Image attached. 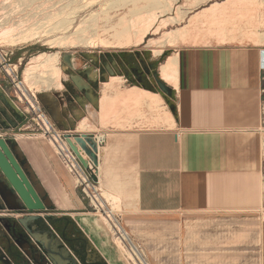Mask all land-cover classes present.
Instances as JSON below:
<instances>
[{
  "label": "rangeland",
  "instance_id": "obj_1",
  "mask_svg": "<svg viewBox=\"0 0 264 264\" xmlns=\"http://www.w3.org/2000/svg\"><path fill=\"white\" fill-rule=\"evenodd\" d=\"M215 1L223 0H177L170 11H164L165 8L158 7L154 0H0V26L10 18H15L12 20L14 22L28 21L23 24L25 29H29L25 31L26 34L23 33L24 39L21 37L22 41L17 45L12 46L11 42L0 36V50L9 52L15 62H19L21 58L22 72H25L33 56L44 51L59 52L61 67L67 53L90 56L106 54L136 59L140 67L150 60L157 63L159 71L167 56L180 51L184 55L185 66L181 90H177L183 102L186 103L187 95L182 88L188 82L210 85L208 91L200 90L190 99L215 102L219 107V127L203 128L205 133L199 134L177 133L182 145V155L180 149H174L173 159L178 168L182 163L184 200H173L175 208L172 210L137 211L140 214L132 219L126 213L132 209L126 210L124 205L135 200H120L108 196L109 199L112 198L109 200L106 193V199L118 211V219L135 244L145 253L149 264H264V18L257 28L242 22L223 42H217L218 39L211 35L205 36L206 43L189 42L181 47L171 46L165 41L164 55L154 52L161 44H149L150 39H158L169 29L190 27V18ZM258 1L259 13L264 17V0ZM179 4L183 10V18L155 31L162 19L176 15L177 9L174 8H178ZM30 9L34 11L31 10L33 15ZM45 10L49 12L46 13ZM153 14H156V20L154 19L145 41L137 44L134 42L136 31L142 27L146 17ZM24 19L28 20L23 21ZM203 19L200 17L197 21V29L202 30L200 35L206 29V25L201 23ZM35 20H39L38 23ZM231 25L223 23V27L227 29ZM127 31H132L128 32L131 34L130 41ZM134 31L136 34L132 37ZM253 31L257 34L254 38ZM29 32L34 34L26 38ZM248 34H252L250 39L247 38ZM252 38L254 41L256 38L260 44L252 41ZM212 70L215 72L211 73ZM68 73L64 71L63 75ZM117 75L120 76L118 72ZM121 79L117 81L115 88H107L109 77L103 85L104 93H112L123 85H133L126 77ZM36 80L38 82L32 83L30 88L37 90L42 101L46 93L52 94L58 89L55 86L46 87L47 84L39 77ZM152 80L154 79L144 77L142 83L145 85L134 83L155 87ZM145 104L151 107V113L158 112V122L165 118L167 122H171L165 117V109L160 111V107H164V101L156 105L142 102L137 107L133 103L134 108L129 106L124 110L121 107L117 116L103 118L114 120L120 126L140 118L138 127H153V124H149L148 112L142 109ZM172 106V122H175V126H169L175 129V117L179 118L180 113L179 95L173 97ZM26 118L30 119L26 104L18 100L14 89L0 75V133L18 124V120ZM213 129L214 134H209ZM44 140L58 158L54 145ZM59 161L61 162L60 159ZM62 166L66 169L63 164ZM66 171L72 177L67 169ZM90 210L94 211L91 207ZM97 216L101 222L104 220L106 225H103L118 250L121 263L136 264L129 250L125 252L119 249L115 242L116 235L110 230L107 220L100 213ZM21 218L6 206L0 208V264H58L50 255L51 248H56L69 259L67 248L53 244L52 241H49L48 246L43 241L44 236H47L44 232L50 229V223L59 221L66 228L67 219L60 220L61 217L53 216L48 222L35 217L27 219L28 221ZM128 257L131 258L127 259Z\"/></svg>",
  "mask_w": 264,
  "mask_h": 264
},
{
  "label": "crops",
  "instance_id": "obj_2",
  "mask_svg": "<svg viewBox=\"0 0 264 264\" xmlns=\"http://www.w3.org/2000/svg\"><path fill=\"white\" fill-rule=\"evenodd\" d=\"M164 54L166 50H163L161 55ZM72 60L69 62L72 69L63 76L65 88H58L52 94H46L44 101L53 117L55 119L58 117L61 131L94 135L99 145L100 162L97 170L102 191L105 190L111 197L120 200H135L124 205L126 210L132 209L126 211L128 217L131 216L132 219L140 214L137 211L155 212L175 208L173 200H184L182 163L178 168L174 165L173 159L174 149H180L182 155L178 131L186 135L199 134L205 133L203 128L219 127V107L215 102L205 103L200 101V98L190 99L200 90L208 91L210 85L188 82L182 88L187 95V101L184 103L178 90L163 80L158 67L157 86L123 85L120 90L139 87L155 96L159 95L160 103L164 101V107L161 106L160 111L165 109V117L167 116L171 122H167L166 118L158 122V112L154 110V114L151 113V107L145 104L142 109L148 112L149 124H153V127H138L140 118L120 126L114 120H106L105 116L103 118L102 98L105 94L103 86L105 82L102 81L101 70L85 72V67L78 70L80 64L73 62L72 65ZM214 72L212 70L211 73ZM260 72L259 67V79ZM65 79L69 80L70 84L66 85ZM158 80L165 85L166 90L161 88ZM112 94L114 95V92ZM177 95L180 97V113L179 118L175 117V120L179 130L171 128L170 125L174 117L173 97ZM130 104L122 108L124 110L129 106L134 108L133 103ZM150 104L156 105L151 101ZM111 115L115 116L112 113ZM86 120L91 123L89 124L93 126V130L80 127ZM33 129L31 119L26 118L18 120V124L0 133V138H5L11 146L46 204V209L29 214V218L45 219L48 222L53 216L61 217L60 220L67 219L66 228L57 221L50 223V229H46L44 233H47L49 241L53 244L67 248L69 264H122L118 250L103 225L104 220L101 222L97 212L90 210L88 200L73 184L70 175L51 151L48 142L33 133ZM214 132L215 129L210 130L209 134ZM1 176L0 173V178ZM1 183L8 193L2 194V200H7L14 191H11L5 180H1ZM16 200L20 199L17 197Z\"/></svg>",
  "mask_w": 264,
  "mask_h": 264
},
{
  "label": "bare ground",
  "instance_id": "obj_3",
  "mask_svg": "<svg viewBox=\"0 0 264 264\" xmlns=\"http://www.w3.org/2000/svg\"><path fill=\"white\" fill-rule=\"evenodd\" d=\"M176 1L177 0H154V2L156 3V5H158V7L165 8L164 11H166V10L170 11L171 7L173 6V4ZM258 3H259L258 0L215 1V2L211 3V5L209 4V6L202 8L199 12L195 13L190 18V20L188 21L189 24L191 25L190 27H188V28L176 27L175 29H169L165 32L163 31L164 33L162 36H160L158 39H150L149 44H159V45L161 44L159 47L154 49L155 54L161 55L163 50H164V47H165L163 45L165 41H168L171 46L174 45L177 47H180L183 44L185 45V43H189V42H192V44L193 43H200V42L204 43V41H205L204 38L206 35H211V36L216 37L218 39L217 42L218 41H220V42L226 41L229 38V34L232 31L237 30L239 24H241L242 22H246L252 26H256L255 28H257V26L262 23V20L264 17H262L263 15L261 16V13H259L260 7L258 8ZM32 9H30V11ZM174 9H177V11L175 10L176 15L166 16V18L162 19L161 22L159 21L160 23H159V25H157L158 27L155 29V31L156 30L158 31L161 27L167 26V25L171 24L172 22L174 23L175 21H179L183 18V15H182L183 10L181 8V5L179 4L178 8H174ZM43 10H40V11H43ZM33 12L31 13L32 15H33ZM47 12H49V11H46V13ZM53 12L54 11H52V13ZM52 13H48V14L52 15ZM43 14H45V12H43ZM23 15H25V14H23ZM23 17H25V16H23ZM200 17L204 18L201 21V23L206 25V29L203 28V31L205 29V31H204L205 33L203 32L204 34L202 33V35H200L202 30L200 31L199 29H197L198 28L197 21H199ZM7 18H8V15H7ZM31 18L33 19V17H31ZM31 18L29 19L30 21H31ZM42 18H44V17L42 16ZM155 18H156V14H155V16L153 14V15H149L148 17H146V19L144 18L145 20L143 21L144 24L141 25L142 27L138 31H136L137 29L135 30L137 32V37L135 38L134 42H136L137 44H141L145 41V38L148 35V31H149L150 27L152 26V24H154ZM13 19H15V18H12V20ZM12 20L10 18L8 21H6V23L4 22L5 24H3V25L1 24L0 36L3 39L5 38L9 42H11L12 46H15L20 41H22V38L24 36L23 33H25V31L27 29H29V27H27L26 29L24 27L25 26L24 24L27 23L28 21L25 23L23 22L24 23L23 24L21 19H20L21 20L20 22L19 21L14 22L15 20L14 21H12ZM25 20H28V19H24L23 21H25ZM35 21H34V23H35ZM38 21H36V22L38 23ZM130 21H132V20H130ZM223 23H231L232 24L231 28L227 29V27H223ZM249 28H251V27H249ZM135 31H134V34H132V37H133V35L135 37V34H136ZM128 32H130V31H127L126 33H128ZM130 33H128L129 37L126 36L127 38H129V41H130V35H131ZM32 34H34V33L31 32V34H30V32H29V35H27L26 38H28ZM253 34H255V35L252 36V34H248L249 36H247V38H249L250 36H252L254 38V36L257 35L256 33H254V31H253ZM259 34H261V33H259ZM262 38L263 37H261V39ZM207 41H209V40H207ZM252 41H254V39ZM255 41L257 43L259 42V44H260V41H258L256 38H255ZM205 43H206V41H205ZM259 53H261V52H259ZM60 63H61V56H60L59 52L55 53V52L44 51V52H40L38 55L33 56V58H31V60L29 61V63L27 64V66L24 70L25 71L24 74L26 75V76H24L25 77L24 78L25 87H27L29 89L30 85L32 83L38 82L36 79H37V77H39V78L44 80L45 85L47 84L46 87H48V88H50L52 86H55L57 88H63L64 87L63 69H62ZM184 66H185L184 55L180 51H177L176 53L169 55L168 58H166V61L163 64H161V67H160L161 77L169 85L175 87L176 89L181 90V80L183 77L182 74H183ZM253 76H255V75H253ZM121 78H122L121 76H113L112 78H110L111 80L107 84L106 87L107 88H110V87L115 88L117 81H119ZM121 81H122V79H121ZM30 89L33 91H37V90H34L33 88H30ZM111 92H112V90H111ZM112 93L105 91V94L102 98V107L104 108V113H103L104 115L103 116H105V117H109L111 115V113L115 114V116H117L119 114V113H117V109L121 108L124 105H127L128 103H135L136 107H137L142 102H146L148 104L151 101L153 104L154 103L158 104L161 101V98L159 95L155 96L154 94H151L149 91L144 90L143 88H139V87H133V89H127V90H123V91L120 89H115L114 95ZM46 94L48 95L49 93H46ZM107 107L109 110L112 109V111L109 112V110L106 109ZM89 123L90 122H87V120H86V122L83 121V124L80 127L82 129H88V128L92 129L93 126H91L90 125L91 123L90 124ZM258 124H259V122H258ZM170 125L175 126V122L173 121ZM61 132L62 131H60V133ZM51 143L54 145V147L56 149V153H57L58 146L54 142H51ZM71 176H72L71 178H72L73 182L77 183V178L73 175H71ZM73 178L75 179V181ZM255 186H257V184H255ZM98 188L100 189V193L96 194V197L98 200H96V198H94V200H92V202L99 209H104L105 212L107 213V215L103 214V213H100V214L103 216L104 219L107 220V222L111 228L110 230H113V232L115 233V235H116L115 242H117L119 249H121V251L123 249V251H125V252H126V250H129V254L137 262L136 264H149L148 262H146L145 253L139 249L137 244H135L134 239L131 238V236L127 232L126 228L122 225V223L118 219V217H117L118 211L114 210V208L112 207V204L108 201V199H109L108 196H110L109 195L110 193L109 194L107 192L103 193L102 192L103 189H101L100 183H99ZM106 193H107L108 199H106ZM223 196H225V193H223ZM23 220L26 221L25 219H23ZM43 241L48 246L50 245L49 244V238L47 236H44ZM123 246H124V248H123ZM126 246L128 249L126 248ZM50 255L59 264H69V261L67 260L66 256L59 253L56 250V248L50 249ZM131 257H128L127 259H129Z\"/></svg>",
  "mask_w": 264,
  "mask_h": 264
},
{
  "label": "built area",
  "instance_id": "obj_4",
  "mask_svg": "<svg viewBox=\"0 0 264 264\" xmlns=\"http://www.w3.org/2000/svg\"><path fill=\"white\" fill-rule=\"evenodd\" d=\"M22 60L15 62L9 52L0 50V75L14 89L19 101L26 104V112L33 123V133L54 142L58 146L57 156L69 173L77 178L75 186L80 190L84 198L89 202V206L97 213L106 214L104 209H99L92 200L97 199L96 194L100 193L99 181L96 182L90 173L84 168L78 155L69 145L64 134L50 120L48 114L43 108V103L39 98L37 91L25 87L24 72L21 71Z\"/></svg>",
  "mask_w": 264,
  "mask_h": 264
},
{
  "label": "water",
  "instance_id": "obj_5",
  "mask_svg": "<svg viewBox=\"0 0 264 264\" xmlns=\"http://www.w3.org/2000/svg\"><path fill=\"white\" fill-rule=\"evenodd\" d=\"M158 83L163 90H166L161 81L158 80ZM42 103L45 105V101H42ZM64 136L73 151L78 155L84 168L90 173L93 180L98 182L99 145L94 135L66 132ZM0 173L10 185L11 191H14L13 194H16L28 210L40 211L46 209V204L42 200L38 189L5 138H0Z\"/></svg>",
  "mask_w": 264,
  "mask_h": 264
},
{
  "label": "flooded vegetation",
  "instance_id": "obj_6",
  "mask_svg": "<svg viewBox=\"0 0 264 264\" xmlns=\"http://www.w3.org/2000/svg\"><path fill=\"white\" fill-rule=\"evenodd\" d=\"M74 57V58H73ZM121 58V59H120ZM108 56L106 54H99V55H74L72 53H67L64 57V64L62 65L63 72L72 69V66L69 65V62L72 60L71 64L78 63L79 69H84L85 72H91L94 69H100L102 72V79L106 82L108 80L109 76H116V72L120 74V76H125L127 78V81H131L134 84V82H140L141 84L144 77L153 78L151 82L154 83V86H157L156 81V71H157V63H153L149 60L148 64L142 65V67L139 66V64L136 62V59H130L129 57L125 56L124 58L120 56ZM85 61V62H84ZM84 63V64H82ZM88 63V64H87ZM136 63V64H135ZM84 65H87L84 66ZM78 73V72H77ZM81 74V73H80ZM64 76V75H63ZM118 76V75H117ZM66 85L70 84L69 80L65 79ZM89 83H94V81H89ZM145 85V84H144ZM65 87V86H64ZM44 110L48 114L50 120L58 127V117L56 119L53 117L52 113L50 112L49 107L45 104H42ZM1 180H4V178L1 176L0 178V208L2 206H6L9 210L15 211L16 214L22 216L21 219H25L26 221L29 220V214L36 212V211H30L28 210L24 204L21 202V200H16L17 196L16 194H11L9 197H7V200H2V196L5 194H8L7 191L4 189V185L1 183ZM3 194V195H2ZM28 219V220H27ZM37 223V221H36ZM38 225V223H37Z\"/></svg>",
  "mask_w": 264,
  "mask_h": 264
}]
</instances>
